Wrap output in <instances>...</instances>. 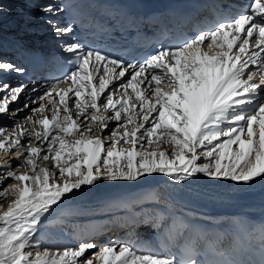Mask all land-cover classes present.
I'll use <instances>...</instances> for the list:
<instances>
[{
    "label": "snow or ice",
    "instance_id": "obj_1",
    "mask_svg": "<svg viewBox=\"0 0 264 264\" xmlns=\"http://www.w3.org/2000/svg\"><path fill=\"white\" fill-rule=\"evenodd\" d=\"M63 11L43 7L51 16ZM50 23L57 36L73 31ZM62 51L71 71L42 92L33 88L23 108L10 102L27 85L0 81V114L27 110L0 126V264H177L126 242L42 251L34 238L55 207L100 181L264 180V0L141 63L79 42ZM23 72L0 59V73ZM183 264L200 262L189 255Z\"/></svg>",
    "mask_w": 264,
    "mask_h": 264
},
{
    "label": "bare ground",
    "instance_id": "obj_2",
    "mask_svg": "<svg viewBox=\"0 0 264 264\" xmlns=\"http://www.w3.org/2000/svg\"><path fill=\"white\" fill-rule=\"evenodd\" d=\"M54 1L0 0V59L8 61L7 58L13 55L10 48L15 45L16 51L19 43L31 48L39 47L42 51L65 45L62 42L66 38L57 36L50 21L43 16V7L48 2L55 6ZM32 28L34 31L28 34L27 30ZM8 42L10 46L4 45ZM17 77V73H0V81L13 86L18 84ZM11 78L14 79L9 80ZM48 85L47 81L36 87L27 85L26 91L19 97L18 104L10 102V107L23 108L26 100L36 97L33 88L42 92ZM60 87H67V84ZM26 113L27 110L21 111L11 119L0 114V126L11 127L23 120ZM254 129L255 139L258 140V126L254 125ZM2 162L0 160V163ZM196 180L219 185L235 184L203 177ZM166 182L170 181L157 175L139 183L100 181L95 186H85L82 191L64 200L42 219L34 242H38L42 251L75 247L84 241H92L98 246L109 242H126L140 251L150 253L152 248L159 250L165 242L185 236L192 243L210 233L214 234L220 243H225L230 236L227 231L228 218L171 200L161 190V186ZM0 202L7 206V202L2 201V198ZM97 231L99 232L96 233ZM88 233L89 235H86ZM160 255L171 257L172 252L169 250Z\"/></svg>",
    "mask_w": 264,
    "mask_h": 264
},
{
    "label": "rangeland",
    "instance_id": "obj_3",
    "mask_svg": "<svg viewBox=\"0 0 264 264\" xmlns=\"http://www.w3.org/2000/svg\"><path fill=\"white\" fill-rule=\"evenodd\" d=\"M34 31V29L32 28V30H27V33H32Z\"/></svg>",
    "mask_w": 264,
    "mask_h": 264
}]
</instances>
